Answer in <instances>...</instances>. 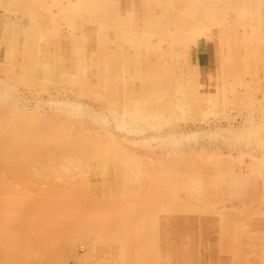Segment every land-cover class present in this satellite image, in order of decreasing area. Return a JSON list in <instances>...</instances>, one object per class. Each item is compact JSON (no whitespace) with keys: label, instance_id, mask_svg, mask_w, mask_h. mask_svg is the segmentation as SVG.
<instances>
[{"label":"rangeland","instance_id":"rangeland-1","mask_svg":"<svg viewBox=\"0 0 264 264\" xmlns=\"http://www.w3.org/2000/svg\"><path fill=\"white\" fill-rule=\"evenodd\" d=\"M71 1L0 0V264H264V0Z\"/></svg>","mask_w":264,"mask_h":264},{"label":"bare ground","instance_id":"bare-ground-1","mask_svg":"<svg viewBox=\"0 0 264 264\" xmlns=\"http://www.w3.org/2000/svg\"><path fill=\"white\" fill-rule=\"evenodd\" d=\"M70 1V0H69ZM73 1V0H72ZM71 1V2H72ZM83 1V4H84V6H85V12H86V14H88V15H97V14H104L105 16L102 18H100V19H98V21H99V23H97V25L94 27V31H96V32H98V34H97V36H101V33H102V30L106 27V22H108V18H112V17H116V16H113V15H115L116 13L113 11V9H115V8H113L112 7V4H113V2H112V0H82ZM122 0H120V2H121ZM159 1V3L161 4V11H160V13L159 14H152V13H147V14H149V16H148V18H147V21H146V24L144 25L145 27H143L144 29H143V33H142V35H143V40H145V41H147V42H149L153 37H151V36H157L158 38L157 39H159V40H164V35H166V36H169V37H171L170 38V40L172 39V41H175V40H177V38H178V34H172V33H170L171 35H167V31L169 30V28L173 25V22H175V19L177 18L176 17V11H177V8H176V6L177 5H174V1L175 0H136V4L134 3L135 1H132V0H123V2L125 3V7H124V10H122V12H121V14L123 13V12H125L124 14H123V17L125 18L124 20L123 19H119V24L121 23V21H122V27H123V30L125 29V30H127V31H129V30H135L136 28H137V25L139 24L138 22H139V20H138V18H137V13L138 12H141L142 11V7H144V5H146V3H147V5H150V4H153V3H155V2H158ZM181 2V1H180ZM53 4V3H52ZM141 4V6L140 7H138L139 5ZM156 4V3H155ZM158 4V3H157ZM160 4H159V6H160ZM70 6V5H69ZM155 6V5H154ZM174 6V7H173ZM237 6V5H236ZM52 7H54V6H52ZM81 6H78V7H76L75 9H78V8H80ZM150 8H151V6H150ZM72 9H73V7H72ZM179 11L181 12V11H183L184 12V10H180L179 9ZM53 12V11H52ZM107 13V15H106V13ZM151 12V11H150ZM178 12V11H177ZM179 13V12H178ZM263 11L261 12V15H263ZM182 14V13H181ZM73 15V14H72ZM185 15V14H184ZM184 15H182V16H184ZM257 15H258V13H257ZM261 15H259L260 17H261ZM51 16V15H50ZM81 15L78 13L77 14V16L76 17H80ZM65 17V16H64ZM71 17V16H70ZM96 17V16H95ZM94 17V18H95ZM185 17V16H184ZM184 17H182V18H184ZM260 17H259V19H260ZM51 18H52V16H51ZM69 18V17H68ZM62 19V18H61ZM66 20H68V19H66ZM75 20H76V18H73L72 20H71V23H69L70 24V26L71 27H73V25L75 24ZM211 20V19H210ZM213 21V20H212ZM218 21V20H217ZM111 22V21H110ZM216 22V21H215ZM118 23V22H117ZM140 23H142V22H140ZM145 23V22H144ZM79 24H81V23H79ZM112 23H110V25H111ZM116 24V23H115ZM118 24V25H119ZM190 24H191V26H190V29L191 30H196V29H198L197 28V26H199V25H197V23H195V22H193V21H190ZM109 25V26H110ZM205 25V24H204ZM80 26V25H79ZM93 26V25H92ZM139 26V25H138ZM139 27H142V24H140V26ZM138 27V28H139ZM178 27H180V26H178ZM241 28V27H240ZM140 29V28H139ZM138 29V30H139ZM86 30V29H85ZM133 32V31H132ZM131 33V32H130ZM156 38V37H155ZM156 39V40H157ZM153 40H155V39H153ZM26 49V48H25ZM33 53V52H32ZM93 55V54H92ZM33 74V73H32ZM68 107V106H67ZM75 107V106H74ZM77 107V106H76ZM132 112H134L133 114H132V117L131 118H129V119H127V120H130V121H133L132 123H134V122H136V120H135V118H137L136 116L138 115V114H135V112H136V109H135V111H133V109H132ZM145 114V113H144ZM139 116H143V117H146L147 115H142V113L141 114H139ZM125 117V116H124ZM120 118H122V117H119V119ZM127 118V117H126ZM50 119V118H49ZM139 119H141V118H139ZM138 119V121H140ZM145 119V118H144ZM126 120V121H127ZM125 121V122H126ZM129 122V121H128ZM145 123V122H144ZM67 146V145H66ZM23 152V151H22ZM65 152H66V150H65ZM1 153V152H0ZM1 155H3V154H1ZM0 155V156H1ZM83 157V156H82ZM86 157V156H85ZM264 157V156H263ZM52 158V157H51ZM84 158V157H83ZM45 159V158H44ZM75 159H76V155H75ZM57 160V159H56ZM69 160V159H68ZM80 160V159H79ZM85 160H86V158H85ZM264 160V159H263ZM81 164V163H80ZM62 165V164H61ZM82 165V164H81ZM37 166V165H36ZM62 166H64L65 167V165H62ZM38 167V166H37ZM45 167V166H44ZM81 167V166H80ZM83 167V166H82ZM68 168V167H67ZM79 168V167H78ZM77 168V169H78ZM89 168H90V166H89ZM64 169H66V168H64ZM81 169V168H80ZM49 171V170H48ZM50 171H52V170H50ZM65 171H67V170H65ZM78 171V170H77ZM84 171H86V170H84ZM32 172V171H31ZM68 172V171H67ZM42 173V172H41ZM76 173V172H75ZM84 173V172H83ZM90 173V172H89ZM3 174V173H2ZM62 174V173H61ZM7 175V174H6ZM37 175V174H36ZM40 175V174H39ZM49 175V174H48ZM66 175V174H65ZM8 176V175H7ZM239 176V175H238ZM10 177V176H9ZM38 178H40V177H38ZM77 179V178H76ZM12 180V179H11ZM10 180V181H11ZM46 180V179H45ZM73 180V179H72ZM31 181V180H30ZM55 181V180H54ZM126 181V180H125ZM47 182V181H46ZM43 183V182H42ZM33 184V183H32ZM40 184V183H39ZM62 184V183H61ZM35 185V184H34ZM40 186V185H39ZM49 186H51V185H49ZM65 188H67L66 186H65ZM28 194V193H27ZM36 195V194H35ZM27 196V195H26ZM31 196V195H30ZM58 201V200H57ZM29 211V210H28ZM213 217V216H212ZM52 218V217H51ZM59 222V221H58ZM51 225V224H50ZM45 230V229H44ZM31 231V230H30ZM28 234H29V232H28ZM27 234V235H28ZM30 235V234H29ZM46 236V235H45ZM22 237V236H21ZM20 237V238H21ZM24 239V238H23ZM15 240V239H14ZM18 241V240H17ZM264 241V240H263ZM19 242V241H18ZM37 242H38V240H37ZM15 243V242H14ZM39 243V242H38ZM14 245V244H13ZM26 246H27V243H26ZM30 246V245H29ZM28 246V247H29ZM16 248V247H15ZM15 248H13V250L15 249ZM30 248V247H29ZM117 248V247H116ZM178 249V248H177ZM250 249V248H249ZM123 250V249H122ZM213 250V249H212ZM10 251V250H9ZM15 251H17V250H15ZM14 251V252H15ZM12 253V252H11ZM217 254H219V253H217ZM216 255V254H215ZM229 255V254H228ZM213 256V255H212ZM224 256V255H223ZM212 259V258H211ZM212 261V260H211ZM231 263V262H230Z\"/></svg>","mask_w":264,"mask_h":264}]
</instances>
